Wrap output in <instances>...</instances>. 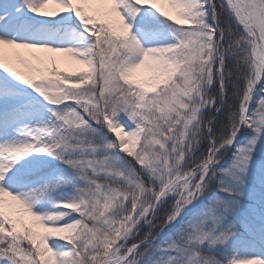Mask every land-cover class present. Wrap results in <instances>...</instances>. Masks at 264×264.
I'll return each mask as SVG.
<instances>
[{"label":"snow or ice","instance_id":"snow-or-ice-1","mask_svg":"<svg viewBox=\"0 0 264 264\" xmlns=\"http://www.w3.org/2000/svg\"><path fill=\"white\" fill-rule=\"evenodd\" d=\"M0 264H264V0H0Z\"/></svg>","mask_w":264,"mask_h":264},{"label":"rangeland","instance_id":"rangeland-1","mask_svg":"<svg viewBox=\"0 0 264 264\" xmlns=\"http://www.w3.org/2000/svg\"><path fill=\"white\" fill-rule=\"evenodd\" d=\"M165 11H168L170 14H174L175 10L168 4L162 3L160 5ZM58 57V59H64L68 58V62L65 64V66H61L58 64V66L64 70L72 71L75 68L79 67L75 64L74 61H72L69 57H67L66 54H54ZM63 57V58H62ZM134 78L141 80L146 83V86H151L152 83V73L145 67H141L140 69H137ZM24 219L30 221L31 218L27 216V214H24Z\"/></svg>","mask_w":264,"mask_h":264},{"label":"bare ground","instance_id":"bare-ground-1","mask_svg":"<svg viewBox=\"0 0 264 264\" xmlns=\"http://www.w3.org/2000/svg\"><path fill=\"white\" fill-rule=\"evenodd\" d=\"M63 58V57H62ZM68 62V58L64 59H58V64L61 66H65V64Z\"/></svg>","mask_w":264,"mask_h":264}]
</instances>
